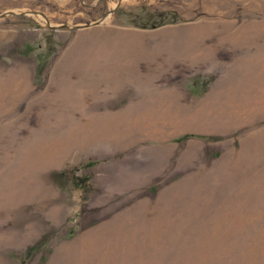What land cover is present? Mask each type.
I'll return each mask as SVG.
<instances>
[{
    "label": "rangeland",
    "instance_id": "obj_1",
    "mask_svg": "<svg viewBox=\"0 0 264 264\" xmlns=\"http://www.w3.org/2000/svg\"><path fill=\"white\" fill-rule=\"evenodd\" d=\"M0 264H264V0H0Z\"/></svg>",
    "mask_w": 264,
    "mask_h": 264
},
{
    "label": "trees",
    "instance_id": "obj_2",
    "mask_svg": "<svg viewBox=\"0 0 264 264\" xmlns=\"http://www.w3.org/2000/svg\"><path fill=\"white\" fill-rule=\"evenodd\" d=\"M165 22H166V21L155 22V23L151 24L150 27H156V26H159V25H161V24H163V23H165ZM144 27H146V26H144Z\"/></svg>",
    "mask_w": 264,
    "mask_h": 264
},
{
    "label": "bare ground",
    "instance_id": "obj_3",
    "mask_svg": "<svg viewBox=\"0 0 264 264\" xmlns=\"http://www.w3.org/2000/svg\"><path fill=\"white\" fill-rule=\"evenodd\" d=\"M190 126V125H189Z\"/></svg>",
    "mask_w": 264,
    "mask_h": 264
}]
</instances>
